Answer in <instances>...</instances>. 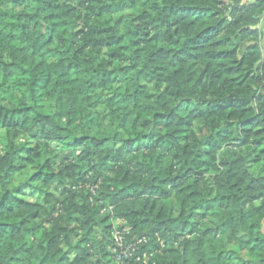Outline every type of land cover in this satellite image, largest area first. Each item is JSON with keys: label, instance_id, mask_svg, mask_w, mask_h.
Segmentation results:
<instances>
[{"label": "trees", "instance_id": "obj_1", "mask_svg": "<svg viewBox=\"0 0 264 264\" xmlns=\"http://www.w3.org/2000/svg\"><path fill=\"white\" fill-rule=\"evenodd\" d=\"M263 14L0 0V264H264Z\"/></svg>", "mask_w": 264, "mask_h": 264}, {"label": "built area", "instance_id": "obj_2", "mask_svg": "<svg viewBox=\"0 0 264 264\" xmlns=\"http://www.w3.org/2000/svg\"><path fill=\"white\" fill-rule=\"evenodd\" d=\"M119 219H117L118 221ZM129 229L127 228H116L111 232L112 236V253L114 255V259L117 264H121L122 262L132 258L137 252V246L144 238L138 239L135 242L128 241ZM146 254H143L142 259H144ZM136 260H140V257L136 256ZM145 263V259L143 260Z\"/></svg>", "mask_w": 264, "mask_h": 264}, {"label": "rangeland", "instance_id": "obj_3", "mask_svg": "<svg viewBox=\"0 0 264 264\" xmlns=\"http://www.w3.org/2000/svg\"><path fill=\"white\" fill-rule=\"evenodd\" d=\"M62 1L64 2L66 0H62ZM15 94H17V92H16V90H14V88L12 87V84L9 82L6 86V88L4 90H2V92L0 93V97L3 101V103L8 104ZM120 227L129 229V233H130V228L123 221H121V220L117 221V219L111 220L110 232H112L114 229L120 228ZM151 258H153V255L152 256L151 255L145 256L144 259L146 261V264H148L151 261Z\"/></svg>", "mask_w": 264, "mask_h": 264}, {"label": "crops", "instance_id": "obj_4", "mask_svg": "<svg viewBox=\"0 0 264 264\" xmlns=\"http://www.w3.org/2000/svg\"><path fill=\"white\" fill-rule=\"evenodd\" d=\"M253 1V0H251ZM257 28H259L261 32V48L264 53V14L259 19V24L257 25Z\"/></svg>", "mask_w": 264, "mask_h": 264}, {"label": "water", "instance_id": "obj_5", "mask_svg": "<svg viewBox=\"0 0 264 264\" xmlns=\"http://www.w3.org/2000/svg\"><path fill=\"white\" fill-rule=\"evenodd\" d=\"M252 29H255V28H257V27H251Z\"/></svg>", "mask_w": 264, "mask_h": 264}]
</instances>
